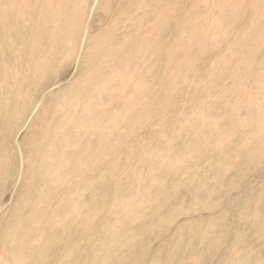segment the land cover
<instances>
[{
    "label": "rangeland",
    "instance_id": "374dc122",
    "mask_svg": "<svg viewBox=\"0 0 264 264\" xmlns=\"http://www.w3.org/2000/svg\"><path fill=\"white\" fill-rule=\"evenodd\" d=\"M0 17V264H264V0Z\"/></svg>",
    "mask_w": 264,
    "mask_h": 264
},
{
    "label": "bare ground",
    "instance_id": "6f19581e",
    "mask_svg": "<svg viewBox=\"0 0 264 264\" xmlns=\"http://www.w3.org/2000/svg\"><path fill=\"white\" fill-rule=\"evenodd\" d=\"M4 7V6H3ZM27 7V6H25ZM6 14V13H5ZM1 18V17H0ZM5 19V18H4ZM20 21V20H19ZM21 22V21H20ZM17 23V22H16ZM2 28V27H1ZM45 28V27H44ZM263 31V30H262ZM12 48V47H11ZM228 86V85H227ZM228 97V96H227ZM206 122V121H205ZM188 150V149H187ZM185 151V150H184ZM201 156V155H200ZM32 170V169H31ZM33 178V177H32ZM56 178V177H55ZM91 187V186H90ZM89 189V188H88ZM155 197V196H154ZM255 211V210H254Z\"/></svg>",
    "mask_w": 264,
    "mask_h": 264
}]
</instances>
